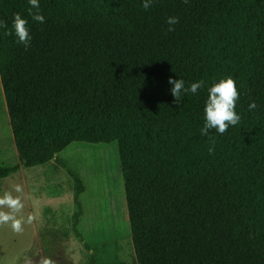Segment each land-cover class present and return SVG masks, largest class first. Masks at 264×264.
<instances>
[{
	"label": "trees",
	"instance_id": "16d2710c",
	"mask_svg": "<svg viewBox=\"0 0 264 264\" xmlns=\"http://www.w3.org/2000/svg\"><path fill=\"white\" fill-rule=\"evenodd\" d=\"M1 0L28 20L25 49L0 28V76L20 164L71 143L117 142L136 264H264V0ZM35 11V10H33ZM178 23L167 31L166 18ZM232 77L241 121L209 155L207 89L175 103L167 81ZM257 107L248 111L250 102ZM74 183V229L85 186Z\"/></svg>",
	"mask_w": 264,
	"mask_h": 264
},
{
	"label": "rangeland",
	"instance_id": "374dc122",
	"mask_svg": "<svg viewBox=\"0 0 264 264\" xmlns=\"http://www.w3.org/2000/svg\"><path fill=\"white\" fill-rule=\"evenodd\" d=\"M1 1V0H0ZM54 160L0 178V195H21L31 223L22 231L0 224V264H136L117 142L71 143ZM20 164L0 76V167ZM84 183L83 216L74 229V183ZM20 185L22 193L12 191Z\"/></svg>",
	"mask_w": 264,
	"mask_h": 264
},
{
	"label": "clouds",
	"instance_id": "9594fccd",
	"mask_svg": "<svg viewBox=\"0 0 264 264\" xmlns=\"http://www.w3.org/2000/svg\"><path fill=\"white\" fill-rule=\"evenodd\" d=\"M154 0H140L141 7L144 10H148L153 4ZM184 4L189 3V0H182ZM29 5L27 12L32 21L43 24L45 22L43 15L40 13L39 0H27ZM35 10V11H33ZM166 24L168 25L167 31L174 30V25L179 21L175 16H169L166 18ZM0 28L5 29L6 35H12L18 45H22L25 49L30 46L31 35L28 27V20L23 18L20 13H14L10 25L5 24L0 20ZM170 85V94L177 103L184 95H196L197 90L201 88L207 89V99L204 102L203 107V126L199 129L201 136L208 137L209 147L207 149L209 155L213 154L216 139L211 134L214 130L218 136L223 134L229 129L238 125L241 121V116L236 112V103L239 99V93L236 87L235 81L232 77L221 78L217 82L208 86L203 80H199L190 83L185 86L183 79H172L171 77L167 81ZM257 105L255 101L250 102L248 105V111L256 109ZM12 191L15 193H22L20 185H14ZM24 209V203L21 195L13 196L12 192L5 191L0 195V224L8 225L14 232L22 231V225L24 223H31L34 216L29 214L26 218L20 215ZM42 264H52L49 259H43Z\"/></svg>",
	"mask_w": 264,
	"mask_h": 264
}]
</instances>
